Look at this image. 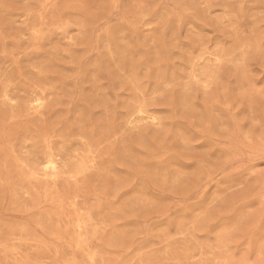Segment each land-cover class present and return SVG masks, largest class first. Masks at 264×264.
Listing matches in <instances>:
<instances>
[{
	"label": "rangeland",
	"instance_id": "rangeland-1",
	"mask_svg": "<svg viewBox=\"0 0 264 264\" xmlns=\"http://www.w3.org/2000/svg\"><path fill=\"white\" fill-rule=\"evenodd\" d=\"M0 264H264V0H0Z\"/></svg>",
	"mask_w": 264,
	"mask_h": 264
}]
</instances>
